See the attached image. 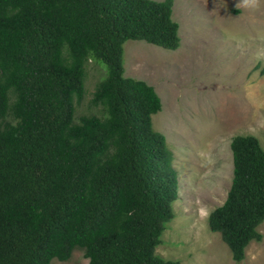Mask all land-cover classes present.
Masks as SVG:
<instances>
[{"label": "trees", "instance_id": "obj_1", "mask_svg": "<svg viewBox=\"0 0 264 264\" xmlns=\"http://www.w3.org/2000/svg\"><path fill=\"white\" fill-rule=\"evenodd\" d=\"M173 0H0V264H49L81 248L89 264H177L155 252L178 175L152 124L155 87L124 75L127 39L175 49ZM237 11V9H234ZM107 66L90 105L85 63ZM232 177L210 210L233 260L261 240L264 148L230 140Z\"/></svg>", "mask_w": 264, "mask_h": 264}, {"label": "rangeland", "instance_id": "obj_2", "mask_svg": "<svg viewBox=\"0 0 264 264\" xmlns=\"http://www.w3.org/2000/svg\"><path fill=\"white\" fill-rule=\"evenodd\" d=\"M172 18L179 24L177 48L144 39L123 43L124 75L144 79L161 98L152 124L165 135L178 175L174 215L155 252L177 264H264V218L257 225L261 240L251 239L240 261L207 223L231 182V137L252 134L264 148V0L253 7L240 0H173ZM106 71L104 62L86 61L85 92L74 98L77 116L97 112L89 100ZM49 264L89 262L77 247Z\"/></svg>", "mask_w": 264, "mask_h": 264}, {"label": "clouds", "instance_id": "obj_3", "mask_svg": "<svg viewBox=\"0 0 264 264\" xmlns=\"http://www.w3.org/2000/svg\"><path fill=\"white\" fill-rule=\"evenodd\" d=\"M240 2L245 7H253L258 4L259 0H240Z\"/></svg>", "mask_w": 264, "mask_h": 264}]
</instances>
